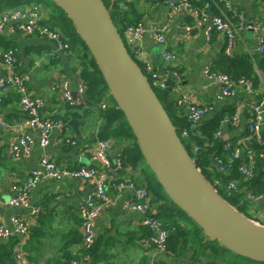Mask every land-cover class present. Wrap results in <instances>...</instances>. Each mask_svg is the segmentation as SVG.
Segmentation results:
<instances>
[{
  "label": "crops",
  "instance_id": "1",
  "mask_svg": "<svg viewBox=\"0 0 264 264\" xmlns=\"http://www.w3.org/2000/svg\"><path fill=\"white\" fill-rule=\"evenodd\" d=\"M130 1L141 13L143 26L161 28L165 36L164 42L159 43L146 33L139 42L141 55L137 59L144 64L152 63L153 68L162 74L166 73V67H169L173 73L180 75L182 79L176 84L175 95L181 98V102L186 97L198 105H211L214 109L206 115L209 116L221 108L236 112L244 108L249 101L264 94V60L257 55L260 53L257 50V35L258 33L264 35V0H228L245 19L232 55L245 54L257 57L254 60V67L260 84L255 95L247 94L242 88H238L237 94L222 100H217L219 91L217 84L203 73L207 66L220 71L224 69L226 62L224 36L214 31L209 35L211 18L214 15L212 9L208 11L203 23L197 24L196 16L188 9L173 12L161 1ZM10 4L8 8L13 7V3ZM20 4H24L26 9L38 6L45 19L51 22L59 20L61 14L50 0L29 2L23 0ZM215 9L227 17L232 16V12L222 6L217 5ZM257 25L261 26L258 31ZM188 27L191 28L190 31L187 30ZM2 32L0 77L5 74L3 46L12 44L17 49L22 63L19 71L26 77L31 95L44 101L42 116L44 118L63 116L70 113L69 105L76 108L77 106L67 103L62 98V92L58 87V84L67 80L75 92L81 81L78 63L69 58V53L60 51L58 45L51 40L14 29L12 23H7ZM165 51L173 53L175 58L167 60ZM183 105L187 112L185 102ZM72 112L73 115H67V122L63 128L53 129L50 143L46 148L43 149L37 144L31 154L19 152L15 156L12 151L13 144L18 143L24 133H29L38 141L40 132L26 124L27 114L17 89L13 88L7 94L0 93V118L9 124V129L0 128L1 198L8 200L17 195L13 186L22 185L27 180L31 169L38 165L40 157L44 154L64 167L98 166L93 160L92 150L100 139L103 119L96 106ZM248 126L249 110L244 109L236 124L223 127L222 135L226 139L243 136ZM109 139L113 143L110 157L112 159L120 157L124 144L113 138ZM132 142L135 144L134 140ZM145 167L139 160L135 166L125 164L123 168L107 172V190L114 203L107 206L96 221L99 240L96 259L81 257L83 247L80 243L84 236L80 205L94 193V182L91 180L43 179L30 193L32 207L39 209L37 214H32L30 210L24 208L0 206L1 223L12 227L11 219L18 215L24 218L29 227L25 240L21 239L14 248L17 264H66L64 258L67 259L69 256L76 257L70 264H160V260L166 259L165 252L157 251L148 242V238L143 236L147 227L142 224V215L123 208L124 202L135 195L136 188L119 190L112 185L113 180H131L135 182L136 187L139 184L145 187V177L148 176ZM251 214L253 220L264 224V201L253 203ZM6 240L0 239V245ZM236 261L238 264H254L247 260ZM167 262L177 264L169 259Z\"/></svg>",
  "mask_w": 264,
  "mask_h": 264
},
{
  "label": "built area",
  "instance_id": "2",
  "mask_svg": "<svg viewBox=\"0 0 264 264\" xmlns=\"http://www.w3.org/2000/svg\"><path fill=\"white\" fill-rule=\"evenodd\" d=\"M164 2L168 5L173 12H181L188 9L196 16L197 24H202L208 16L214 6H222L225 10L232 12V16H226L222 13L214 14L211 18L210 32H217L224 36L225 39V54L232 55L236 46L239 31L245 23V19L242 14H239L228 0H212V2H206L202 8L192 7L188 0H156ZM214 5V6H213ZM236 19V21L234 20ZM7 23H12L13 28L28 34L38 35L42 38L51 40L58 45L60 51L67 53L69 43L65 41L63 33L59 29H54L49 24L45 23V17L38 6H32L26 8H12L8 10H0V30L6 28ZM261 26L257 25L256 30H260ZM190 27L187 28L190 31ZM149 33L156 42L163 43L165 36L161 28L150 27L145 28L142 23L128 26L124 30L125 38L128 42V50L130 54L138 58L141 55L140 40L146 34ZM124 39V38H123ZM125 41V39H124ZM127 46V44H126ZM257 50L260 53H264V35L258 33L257 35ZM4 67L5 74L0 77V93L7 94L13 88L17 89L21 95V104L26 111L27 120L26 124L30 127L37 129L40 132L39 140L37 141L29 133H24L20 137L18 143H14L12 147L13 155H18L19 152L25 154H31L38 144L41 148H46L50 143L51 134L54 128H63L65 126V120L44 118L41 114L44 101L41 98L33 97L29 91L26 77L19 71L21 66V60L19 59L16 48H11L4 54ZM165 58L167 60H173L174 54L170 51H165ZM145 69L149 73L148 78L151 85L155 88L167 89V78L173 77L177 83L181 82V77L178 74L173 73L169 67H166V73L162 74L153 68V64L150 62L145 63ZM203 73L206 77L213 80L218 88L217 100H222L226 97L237 94L238 88H242L247 94L255 95L252 81L247 78H241L237 81L233 80L228 74L215 70L211 66L204 68ZM62 92V98L69 104L80 105L83 102L85 94V83L81 80L76 89V95H73L70 82L64 80L58 84ZM173 92L177 91V86L173 87ZM185 102L187 107L188 120L193 124L200 121L203 117L213 111V106L198 105L188 98H184L182 103ZM249 110V133L240 140L239 143H250L255 136H261L264 133V95L258 97L255 100L249 101L247 105L234 112L231 116L226 118L228 124H236L242 114V110ZM0 128L9 129V124L2 118H0ZM184 136L188 135V131L184 130ZM222 135V132L217 133V136ZM112 140L109 138L98 139L97 146L92 150L93 160L98 164L97 167L79 166L76 168H69L59 165L54 159H51L47 155H42L39 159L37 166L31 169L27 180L22 185H14L13 189L17 192V195L11 199L4 200L0 197V206H12L30 210L32 214L39 212L38 208L32 207L30 201L31 191L43 180L51 179L55 181H62L65 179H81L91 180L94 182V193L81 203L80 212L83 219L84 229V245L87 248H91L96 239V221L105 210L107 206L114 203L112 196L107 190L108 171L112 169L123 168L124 163L121 157L112 159L110 157V151L112 148ZM231 144L225 145V148H230ZM194 151L201 150L200 145H194ZM241 148L238 146L233 152V157H238ZM253 151L247 150V155L252 156ZM213 164L217 166L220 172H227L231 167L230 165L223 164L221 158H215ZM240 171L247 177H250L255 172V166L251 162L242 163ZM220 180H216V183H220ZM112 185L119 190H127L130 188H136L135 195L127 199L123 208L128 211L139 212L142 215V224L146 226L151 232L148 237V242L159 252H166L168 249L169 231L164 227L162 220L155 216L148 200L149 192L145 187L137 188L135 182L129 181H117L113 180ZM227 188L231 190H237V184L231 180L227 183ZM251 201L258 203L264 201V193L258 195H252ZM12 227L7 226L0 222V239L6 240L12 236H18L25 240L29 233V227L27 222L21 216L12 217ZM76 263V262H74Z\"/></svg>",
  "mask_w": 264,
  "mask_h": 264
},
{
  "label": "trees",
  "instance_id": "3",
  "mask_svg": "<svg viewBox=\"0 0 264 264\" xmlns=\"http://www.w3.org/2000/svg\"><path fill=\"white\" fill-rule=\"evenodd\" d=\"M50 1L53 2L61 14L58 17L59 20L56 19L51 22V20L45 19V23L54 29H59L63 33L65 41L69 43L67 51L69 58L78 63L80 80L85 83L86 87L82 104L75 105L77 106L76 108L69 105L70 110L68 112L70 113H66L63 116H54L53 118L63 119L67 122L66 117L68 114L73 115L72 111L96 106L99 115L103 119L100 138H113L117 142L124 144L123 153L120 156L124 165L132 164L135 166L139 160L145 162L132 129L123 112L118 108V105L110 95L102 73L89 49L78 35L71 19L53 0ZM209 1L212 2V0H188L189 4L194 8H202ZM22 2L23 0H3L0 2V10L4 11L12 8L24 9L25 5L20 4ZM104 2L109 8L112 18L122 36L128 26L141 23L142 15L132 1L104 0ZM10 3H13V7L8 8L11 5ZM212 11L214 14L219 13L215 9V6L212 8ZM234 20L236 21L235 18ZM2 31L0 30V41H3ZM3 47L4 54L9 49L15 48L12 44H4ZM257 55L264 60V53H257ZM132 56L148 76L149 73L145 69V64L141 63L134 55ZM255 58L245 54L232 56L225 54L224 61L226 62H224V69L220 71L228 74L235 81L241 78L250 79L256 92L260 79L254 67ZM167 84V89H160L158 87L154 89L177 127L178 134L197 167L229 204L252 219V214L249 211L253 205L251 196L264 193V133L262 132L261 136L253 137L252 141L248 144L239 142L249 133V128L243 136L233 139H225L223 135L217 136V133L222 132L225 125H230L226 122V118L234 112L228 111L227 108H221V110L213 115L206 116L204 119L192 124L188 120L181 98L177 97L172 90L177 82L173 77H169L167 78ZM184 130L188 131L187 136L183 135ZM133 140L135 144H133ZM228 143L231 144V147L227 149L225 145ZM196 144L202 148L197 152L193 149ZM238 146L241 148L239 156L233 157V152ZM248 149L253 151L250 157L247 155ZM215 158H221L223 164L230 165L231 168L227 172H220L217 166L213 164ZM245 162H251L255 166V172L250 177L245 176L240 171L241 164ZM151 174L152 179L148 176L145 177V187L149 192L148 202L155 216L162 220L164 227L169 231L168 249L164 253L166 259L160 260V264H169L167 262L168 259L177 264H238L236 259L247 260L254 264H264L235 254L223 246L220 241L209 240L203 230L183 210L173 203L152 172ZM216 180H220L221 182L216 183ZM231 180L236 182L237 190L227 188V183ZM144 231L143 236L148 238L151 232L148 228H145ZM14 238L7 239L0 245V264H17L14 248L19 241L21 242L22 238H18V236ZM83 241L84 236L80 240L83 247L81 257L96 259L99 240L96 239L91 248L85 247ZM64 259L66 260V264H70L76 257L69 256L67 259Z\"/></svg>",
  "mask_w": 264,
  "mask_h": 264
},
{
  "label": "water",
  "instance_id": "4",
  "mask_svg": "<svg viewBox=\"0 0 264 264\" xmlns=\"http://www.w3.org/2000/svg\"><path fill=\"white\" fill-rule=\"evenodd\" d=\"M53 1L71 19L89 49L146 165L168 197L209 240L264 263V224L229 204L197 167L148 76L130 54L104 0Z\"/></svg>",
  "mask_w": 264,
  "mask_h": 264
},
{
  "label": "rangeland",
  "instance_id": "5",
  "mask_svg": "<svg viewBox=\"0 0 264 264\" xmlns=\"http://www.w3.org/2000/svg\"><path fill=\"white\" fill-rule=\"evenodd\" d=\"M123 38L125 39V43L127 44V47H128V42H127V40H126L124 34H123ZM142 164H143L144 167L146 166L145 169H146L147 175H148V177H149L150 179H152V178H151V177H152V174H151V172H150V169H149L148 166L145 164V162H142ZM145 182H146V178H145ZM249 211L252 212V208H250ZM240 260H241V259H240Z\"/></svg>",
  "mask_w": 264,
  "mask_h": 264
}]
</instances>
